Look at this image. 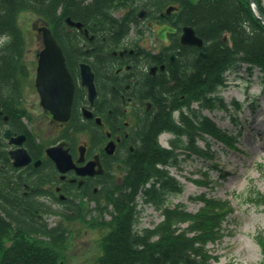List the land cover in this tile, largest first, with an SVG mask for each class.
<instances>
[{
    "label": "trees",
    "instance_id": "16d2710c",
    "mask_svg": "<svg viewBox=\"0 0 264 264\" xmlns=\"http://www.w3.org/2000/svg\"><path fill=\"white\" fill-rule=\"evenodd\" d=\"M117 1L120 7L130 9L128 19L113 18L115 3L112 0H0V40L3 39L0 84L14 83L24 73L21 61L25 38L19 24L23 13L48 22L68 56L69 43L65 39H81L80 33L71 31L66 25L68 17L84 23L94 34L102 33L107 39H123L129 33L131 22L136 21L135 12L140 7L153 9V13L159 15L166 7L176 6L178 10L174 14L159 19L176 26L179 31L184 26L193 27L203 39L204 52L208 55L204 64L197 50L192 60L183 58L182 61L187 75L182 77L184 85L178 89V96L189 95L186 107L191 109V104L197 101L200 109L187 114L182 112L180 124L167 112L156 120L160 132L174 133L171 149L162 147L150 137L144 142L142 154L126 178L125 191L121 188L114 199L113 228L105 237V254L100 264H210L218 257L211 255L207 246L224 238V224L234 209L228 200L206 194L193 197L204 203L196 213L189 212L182 204L166 206V195L183 190L179 181L170 175L169 168L180 167L194 154L205 156V150L197 144L198 139L207 141L204 134L232 143L233 138L221 133L212 120L202 115V110L216 108L220 100L217 91L225 84L226 71L248 64L250 71L259 69L264 81V25L255 18L249 0ZM256 1L264 12L263 0ZM175 46L181 49V58L186 52H194L182 48L178 42ZM5 94L0 98L7 113L12 109L8 102L13 98ZM2 138L0 129V264H60L67 255L65 230L59 226L50 229L40 221L38 215L52 212L50 207L37 201L19 200L22 195L17 187L23 189L22 183L7 175L11 166L1 145ZM184 153L183 159L180 156ZM197 183L208 185L203 181ZM141 186L144 202L155 205L163 214V220L153 228H145L143 235L134 231L135 208L131 206ZM242 196L256 206L264 205V194L260 190L251 188ZM185 223L187 226L183 227ZM38 234L50 240H41ZM254 239L264 256V231L256 233ZM260 264H264V258Z\"/></svg>",
    "mask_w": 264,
    "mask_h": 264
},
{
    "label": "flooded vegetation",
    "instance_id": "af4514ba",
    "mask_svg": "<svg viewBox=\"0 0 264 264\" xmlns=\"http://www.w3.org/2000/svg\"><path fill=\"white\" fill-rule=\"evenodd\" d=\"M115 12L118 18L125 14L118 6ZM150 12L138 10L136 13L144 25L138 28L135 23L131 29L133 38L138 37L139 30L138 39L130 36L123 39L101 36H97L100 39H67L71 43L68 66L75 83L69 121H54L52 115L39 106V96L35 105H38L40 115L32 114L24 107L6 113L0 103L1 145L10 160L7 175L22 183V191L17 187L22 194L19 200L50 204L63 211L81 203L91 205V208L104 206L114 181L120 182L130 163L138 160L145 134L154 138L157 111H169L172 99L184 85L182 77L187 74L179 61L183 58L192 60L196 50L193 49L192 54L186 52L179 60L180 50H175L172 42L174 31L161 33L156 29L160 27L158 20L147 21ZM147 27L154 30V40L161 46H149L148 39H144ZM165 46L167 49L163 50ZM40 47L42 49L43 42ZM198 49L201 59L203 49ZM82 65L89 67L93 74L96 95L92 98L91 74L87 67L83 73ZM84 77L88 82L85 85ZM5 88L12 93L16 89L12 84H6ZM16 92L12 94L14 98L18 96ZM21 101L14 99L8 103L18 107L25 104V100ZM37 121L52 128L53 140L45 142L39 135L35 127ZM7 130L11 131L9 137L5 135ZM59 145L62 147L53 153L61 161L58 166L48 156L47 149ZM19 149L26 150L30 163L15 167L11 151ZM17 157L24 160L25 154L18 152Z\"/></svg>",
    "mask_w": 264,
    "mask_h": 264
},
{
    "label": "rangeland",
    "instance_id": "374dc122",
    "mask_svg": "<svg viewBox=\"0 0 264 264\" xmlns=\"http://www.w3.org/2000/svg\"><path fill=\"white\" fill-rule=\"evenodd\" d=\"M35 21L37 16L30 13H23L19 18L25 36L22 63L28 71L22 81V88L24 108L30 109L32 114L40 115L39 108L35 105L38 98L34 86L35 55L40 49L38 35L32 29ZM156 29L160 30L161 27ZM144 39H148L150 47L155 44L161 46L154 40L152 32H147ZM227 79L226 86L220 90L216 108L205 109L203 114L215 121L228 135L236 137L241 129L243 136L233 141V146L213 136H207L210 145L205 141H198L206 151V156H192L183 163L180 170L171 168V174L182 183L184 190L168 194L165 203L171 206L182 203L189 211L196 212L202 203L192 201L191 196L206 193L209 197L230 200L236 211L225 225V238L209 246L211 253L219 257L218 261H212L211 264H259L263 255L254 241V234L264 231V206H255L242 195L246 196L251 188L264 193V155L255 154L264 150V82L258 69L251 72L247 64L229 73ZM36 123L35 127L45 142L53 140L50 135L52 128L42 121ZM160 141L163 146L168 147L169 135H162ZM196 181L209 184L201 185ZM142 208L140 222L143 228L154 227L162 220L161 210L152 205H143ZM57 221L58 218L54 216L46 219L49 226H54ZM80 228V246L83 252L77 245L74 246L68 257H71L69 264H77L81 254V263L92 259V252L97 245L96 238L100 230L95 229L87 234L84 231L87 228L82 224L72 226L75 233H80Z\"/></svg>",
    "mask_w": 264,
    "mask_h": 264
},
{
    "label": "water",
    "instance_id": "95a60500",
    "mask_svg": "<svg viewBox=\"0 0 264 264\" xmlns=\"http://www.w3.org/2000/svg\"><path fill=\"white\" fill-rule=\"evenodd\" d=\"M253 12L256 18H258L264 24V13L258 7L255 0H250ZM174 8H169L167 13H170ZM69 26L77 29H82L83 24L81 22H75L68 18L66 20ZM40 33L41 39L44 42V49L38 54V68L36 87L40 94L41 105L49 110L55 120L66 121L71 114V107L73 102V96L75 91L74 82L69 69L66 64L65 56L61 46L53 35L48 25L43 27H36ZM85 34L88 35V31L85 30ZM181 44L184 46H198L203 45V40L199 38L192 27H184L181 36ZM205 57V55H201ZM92 75V74H91ZM85 83V81H84ZM7 136L10 132L6 133ZM53 149H49L48 153H52ZM26 154L27 159L23 162L14 163L16 166H22L29 163L30 159ZM16 158V153H11ZM53 156L52 154H50Z\"/></svg>",
    "mask_w": 264,
    "mask_h": 264
}]
</instances>
